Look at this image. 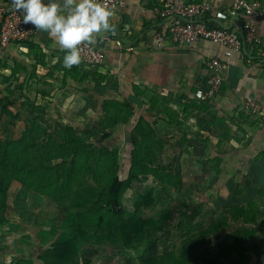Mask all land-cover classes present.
<instances>
[{
    "label": "crops",
    "instance_id": "0c3cea01",
    "mask_svg": "<svg viewBox=\"0 0 264 264\" xmlns=\"http://www.w3.org/2000/svg\"><path fill=\"white\" fill-rule=\"evenodd\" d=\"M191 1L211 5V10L202 17L208 25L244 34L245 25L250 23L264 39V17L234 11L232 0H177L179 4ZM124 2L122 7L110 9L114 31L96 34L93 45L107 53L102 65L92 67L82 60L71 69L64 68L66 50L47 33L36 30L31 39L11 43L0 55V76L15 84L35 85L40 98L46 101L43 111L51 115L102 116V103L106 99L133 101L135 116L113 132H132L139 116L144 115L161 131L166 148L194 149L202 142L197 141L202 138L199 133H208L206 147L222 149L212 150L204 157L211 161L217 156L222 158V171H215L212 180L221 179V186L230 188L237 181V205L253 203V225L261 233L257 239L263 247L248 255L242 254L241 259L264 264V67L255 66L256 61H264V47L248 46L242 53H236L224 73L221 93L213 100L199 101L195 93L207 88L210 77L205 62L211 56L223 58L225 47L208 40L179 44L170 39L159 47L157 33L167 34L170 23L178 17L160 14L157 11L162 5L160 0ZM155 97L157 108H150L149 101ZM144 100L146 103L142 104ZM249 101H254L259 109L248 107ZM206 116L209 122L205 124L203 117ZM218 117L224 120L219 122ZM121 139L123 145L132 147L130 137L121 135ZM32 230L36 242L47 247L38 238V230ZM108 245L84 249L81 264H126L133 257L130 251L110 250V246L123 247ZM37 254L33 257L15 251L11 256L13 261L44 264L41 253Z\"/></svg>",
    "mask_w": 264,
    "mask_h": 264
},
{
    "label": "trees",
    "instance_id": "16d2710c",
    "mask_svg": "<svg viewBox=\"0 0 264 264\" xmlns=\"http://www.w3.org/2000/svg\"><path fill=\"white\" fill-rule=\"evenodd\" d=\"M17 85L22 88L21 84ZM141 93L139 90V94ZM0 94V115L7 114L15 122L21 116L20 110L12 109L18 98L2 94V91ZM152 99L149 101L150 108H157L158 99ZM27 100V113L22 119V135L18 139L0 141V226L20 220L15 217L12 221L14 217L9 216V190L14 179H20L24 183L25 179L21 174L29 175L39 183L40 191L48 192L57 204L68 206L65 218L61 223H56L55 206L37 205L35 228H39L37 236L44 239L47 246L40 254V260L44 264H81L84 249L103 243L129 250L139 248L146 238L147 229L153 227L156 231L159 221L152 214L158 207L153 186L141 185L138 180L151 177L158 183H166L174 188H180L183 184L182 171L178 167L176 169L174 161L165 165L159 159L158 152L164 151L166 147L155 123H151L144 115L139 116L130 136L132 147L127 159L128 175L123 178L120 175L119 146L112 149L101 146L89 137L92 134L90 130L78 132L71 124L58 130V137H55L39 119L31 117L37 107L31 99ZM143 103L146 101H142ZM202 106L203 104L199 105L201 108ZM134 116L133 101L106 99L102 103V127L91 130L103 131L101 138L106 140L113 136L114 129L130 123ZM217 120L222 122L224 119L218 117ZM203 121L205 124L209 122L208 116L203 117ZM17 147L28 152L35 151L32 165L21 167L13 161L9 162L11 149L15 150ZM212 160L217 163L216 171H222V158L217 156ZM132 188L136 191V198L132 205L133 211L128 214L123 205V196L125 191ZM248 206L253 207V203ZM248 206L233 205L231 217L238 220L248 212ZM15 213L20 215L22 212L18 209ZM183 214L186 215V212ZM228 220L229 217L224 216L201 233L192 234L184 241L181 256L177 251H171L144 258L140 262L190 264L199 261L198 249L212 241V229L228 225ZM184 259H189V262ZM14 264L34 262L17 260Z\"/></svg>",
    "mask_w": 264,
    "mask_h": 264
},
{
    "label": "rangeland",
    "instance_id": "374dc122",
    "mask_svg": "<svg viewBox=\"0 0 264 264\" xmlns=\"http://www.w3.org/2000/svg\"><path fill=\"white\" fill-rule=\"evenodd\" d=\"M3 78L0 76V92L2 91V94L4 93L12 98H18L17 104L12 109L15 111L20 110L21 116L13 122L11 116L7 114L0 115V141L11 138L18 139L22 135L24 127L22 119L27 113L25 103L28 101L27 99H31L37 107L35 112L31 113V117L39 119L55 137H58V130H62L67 124H71L78 132L90 130L92 134L89 137L101 146H108L112 149L121 145L120 175L123 178L127 177L129 168L127 159L131 147H127L126 144L123 145L120 140H122L121 135L130 137L131 132L116 131L113 132L112 137L103 140L101 138L104 134L103 131L93 132L91 130L102 127V116H88L85 114L79 116L73 114L69 116L51 115L43 111L46 101L40 98L35 90V85L21 84L22 88L20 89L19 85ZM206 135L208 133H199L202 138H198L197 141L202 142H199L200 144L195 146L194 149H189V147L179 148L177 146V148H166L164 151L158 152L159 159L163 164L168 165L174 161L176 169L177 167L181 169L183 184L180 188H174L166 183H158L151 177L138 180L141 185L151 184L153 186L158 207L152 214L159 222L156 231L153 227L147 229L146 238L137 249L126 250V248H113V246H110L112 247L110 250L118 253L131 252L133 257L130 260L128 259L129 261L126 264H141L140 261L144 258L164 255L171 251H177L178 255L181 256L183 243L186 239L192 234H198L208 229L212 223L224 216L229 217L228 225L212 229L213 237L209 235L213 238L212 241L207 245H200L202 248L198 249L199 261L190 264H253L255 262L252 259L243 262L241 259L242 254L248 255L247 253H253L254 249L260 250L259 248L263 247L258 240L261 233H257L253 225V207L248 206V212L243 214L244 217L240 215L241 217L238 220L231 217L233 205L238 204V197L235 195L237 181H234V187L230 188L229 185L221 186V179H218V181L212 180L217 163L211 161V159L205 160L204 157L212 150L222 151V149L219 147H216V149L213 147L207 148L204 143ZM12 149L9 162L13 161L21 167L33 164L35 159L34 150L28 152L23 150L22 147ZM181 160L183 161L180 162ZM21 177L26 182L25 180L23 183L20 179H14L9 190V216L14 217L12 221L15 220V217L20 220L13 221L6 226H0V264H14V257L11 255L15 251L26 252L33 257H37V253L44 250L42 245L36 242L35 234L32 232L36 225L34 221H36L37 205L41 207L45 205L55 206L56 223H61L67 214L68 206L57 204L48 192L40 191L38 189L39 183L35 178L32 179L31 176L22 174ZM135 198L136 191L133 188L125 191L123 205L128 214L133 211L132 205ZM18 209L20 213L22 212L20 215L15 213ZM184 211L186 215L183 214ZM239 220H243V223L245 221V224L238 222ZM239 223L240 225H238ZM35 229L39 230L37 227ZM101 245L102 247L109 246L108 243ZM184 260L189 262V259Z\"/></svg>",
    "mask_w": 264,
    "mask_h": 264
},
{
    "label": "built area",
    "instance_id": "2783aa9c",
    "mask_svg": "<svg viewBox=\"0 0 264 264\" xmlns=\"http://www.w3.org/2000/svg\"><path fill=\"white\" fill-rule=\"evenodd\" d=\"M107 8H118L124 5V0H100ZM161 6L157 11L163 16L175 15L177 20L170 23L168 33L159 32L156 35L157 46L162 47L170 39L174 43L193 44L200 40H208L225 47L224 57L211 56L206 60L210 77L206 89H198L195 96L198 100L210 101L222 91L224 73L236 53H242L248 46H263L264 39L260 38L253 24L245 25L244 34L234 30L208 25L202 17L211 10V5L204 1H191L179 4L177 0H160ZM232 8L250 16L264 17V0H232ZM36 32L34 26L23 22L21 13L14 10L12 0H0V55H3L11 43L31 39ZM82 60L92 67L100 66L107 60L104 49L93 44L80 45ZM255 66L264 67V61H256ZM247 106L259 109L254 101Z\"/></svg>",
    "mask_w": 264,
    "mask_h": 264
},
{
    "label": "clouds",
    "instance_id": "9594fccd",
    "mask_svg": "<svg viewBox=\"0 0 264 264\" xmlns=\"http://www.w3.org/2000/svg\"><path fill=\"white\" fill-rule=\"evenodd\" d=\"M12 4L25 24L47 33L66 50V69L81 63V44H93L96 34L114 31L113 13L100 0H12Z\"/></svg>",
    "mask_w": 264,
    "mask_h": 264
}]
</instances>
